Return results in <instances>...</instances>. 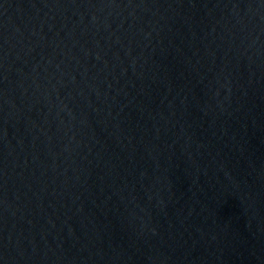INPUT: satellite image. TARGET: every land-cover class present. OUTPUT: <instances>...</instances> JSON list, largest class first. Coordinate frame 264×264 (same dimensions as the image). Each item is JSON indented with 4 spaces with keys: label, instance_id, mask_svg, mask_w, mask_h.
I'll return each instance as SVG.
<instances>
[{
    "label": "water",
    "instance_id": "1",
    "mask_svg": "<svg viewBox=\"0 0 264 264\" xmlns=\"http://www.w3.org/2000/svg\"><path fill=\"white\" fill-rule=\"evenodd\" d=\"M0 264H264V0H0Z\"/></svg>",
    "mask_w": 264,
    "mask_h": 264
}]
</instances>
